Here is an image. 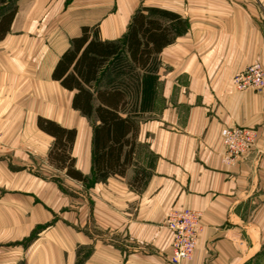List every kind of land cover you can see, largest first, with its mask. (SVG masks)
Here are the masks:
<instances>
[{"label": "crops", "instance_id": "crops-1", "mask_svg": "<svg viewBox=\"0 0 264 264\" xmlns=\"http://www.w3.org/2000/svg\"><path fill=\"white\" fill-rule=\"evenodd\" d=\"M66 1L16 0L4 37L18 33L38 57L0 67V264H174L165 219L178 208L202 219L194 256L180 264H264V88L232 84L248 65L264 67V0H82L67 5L55 31L52 4ZM144 6L174 11L189 27L160 53L153 107L128 135L133 151L123 148L125 172L97 181L99 122L67 118L79 111L75 94L52 73L83 27L115 41ZM60 95L69 98L61 108ZM40 116L77 129L69 153L89 182L51 161L56 138ZM233 125L256 128L258 138L229 165L221 130Z\"/></svg>", "mask_w": 264, "mask_h": 264}, {"label": "trees", "instance_id": "trees-1", "mask_svg": "<svg viewBox=\"0 0 264 264\" xmlns=\"http://www.w3.org/2000/svg\"><path fill=\"white\" fill-rule=\"evenodd\" d=\"M17 11L16 0H0V41L11 30ZM130 21L127 33L115 41L103 40L94 28L83 27L52 73L53 80L74 91L73 109L99 122L93 135V178L97 181H106L113 172H125V164L120 163L123 148L131 144L128 135H136L139 120L153 107L160 53L189 27V21L180 14L161 7H141ZM38 124L56 138L51 161L60 168L67 167L74 179L89 182L88 176L75 169L69 153L77 129L41 116Z\"/></svg>", "mask_w": 264, "mask_h": 264}, {"label": "built area", "instance_id": "built-area-1", "mask_svg": "<svg viewBox=\"0 0 264 264\" xmlns=\"http://www.w3.org/2000/svg\"><path fill=\"white\" fill-rule=\"evenodd\" d=\"M232 84L236 90L261 91L264 88V67L261 62L248 65L245 70L234 75ZM224 147L222 161L234 165L250 152L258 138L256 128L233 125L221 130ZM165 225L173 232L172 253L169 261L180 264L193 258L202 228L201 213L195 209L178 208L171 210Z\"/></svg>", "mask_w": 264, "mask_h": 264}, {"label": "rangeland", "instance_id": "rangeland-1", "mask_svg": "<svg viewBox=\"0 0 264 264\" xmlns=\"http://www.w3.org/2000/svg\"><path fill=\"white\" fill-rule=\"evenodd\" d=\"M79 1H82V0H67L66 2L59 4L58 7L56 5L57 3L52 4L54 12L52 13V16H51L52 18L49 20V24L50 23L52 24V27H54L55 31L56 30L58 31V29H61L60 27L63 28L64 25L66 24L65 21L67 19L66 18L60 19V17L62 16L61 14L65 12L67 5H70L72 8V5L75 7L76 4H79ZM100 2H102V5H103V3L106 4L108 0H100ZM86 3L92 4L93 2L92 0H86V2L83 4H86ZM17 34L18 33L16 34L12 33V35L9 36L8 39L4 40L3 38L2 41H0V67L28 65V64H31V62L33 63V61H35L36 58L38 57L36 56V54L33 55L32 53L31 54L26 53V52H30L32 49L35 50V46H30L28 44L26 45V43H23L22 39H20ZM41 47L42 46L40 47L38 46L37 48H41ZM108 75H109V72H107L106 75H104V78H106ZM68 99L69 98H66L63 95H60L59 100H57L58 107L61 108L63 106V103L68 101ZM54 103L56 105L55 100H54ZM82 115L83 114H81L79 111L74 113L71 109V112L69 115H67V118H69L71 122L76 123L82 119ZM88 121L90 122L92 120L88 119Z\"/></svg>", "mask_w": 264, "mask_h": 264}]
</instances>
